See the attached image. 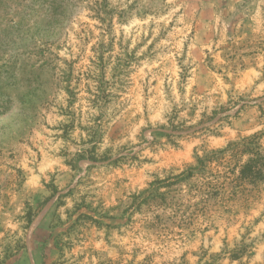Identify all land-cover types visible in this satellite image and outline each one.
<instances>
[{
    "label": "rangeland",
    "instance_id": "374dc122",
    "mask_svg": "<svg viewBox=\"0 0 264 264\" xmlns=\"http://www.w3.org/2000/svg\"><path fill=\"white\" fill-rule=\"evenodd\" d=\"M0 264H264V0H0Z\"/></svg>",
    "mask_w": 264,
    "mask_h": 264
},
{
    "label": "trees",
    "instance_id": "16d2710c",
    "mask_svg": "<svg viewBox=\"0 0 264 264\" xmlns=\"http://www.w3.org/2000/svg\"><path fill=\"white\" fill-rule=\"evenodd\" d=\"M245 144H246V143H244L243 145L246 146ZM248 146H250V145H248ZM31 217H32V216H30V219H32Z\"/></svg>",
    "mask_w": 264,
    "mask_h": 264
}]
</instances>
